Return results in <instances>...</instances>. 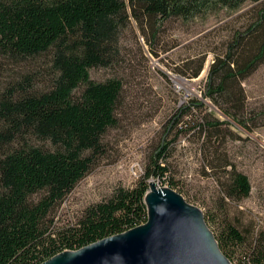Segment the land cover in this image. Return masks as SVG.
<instances>
[{
	"label": "trees",
	"instance_id": "16d2710c",
	"mask_svg": "<svg viewBox=\"0 0 264 264\" xmlns=\"http://www.w3.org/2000/svg\"><path fill=\"white\" fill-rule=\"evenodd\" d=\"M248 3L257 6L255 19L211 60L205 98L251 131L243 82L264 64V0H0V68L48 57L47 66L41 64L0 88V264H42L145 224L151 179L182 195L163 165L170 146L163 143L133 188H117L110 198L86 208L72 226L55 230L50 220L90 172L103 151L104 136L118 124L123 80L97 82L91 71L120 63L121 38L131 19L157 55L158 35L167 23L190 25L222 10L239 12ZM202 62H194V77H199ZM202 106L191 100L182 117ZM195 118L194 129L208 141L230 124L213 112ZM227 166L223 202L249 198V177L232 163ZM204 215L234 264L230 248L246 247L247 236L232 222L216 220L214 213ZM238 264H264L263 235Z\"/></svg>",
	"mask_w": 264,
	"mask_h": 264
},
{
	"label": "rangeland",
	"instance_id": "374dc122",
	"mask_svg": "<svg viewBox=\"0 0 264 264\" xmlns=\"http://www.w3.org/2000/svg\"><path fill=\"white\" fill-rule=\"evenodd\" d=\"M256 7L248 3L239 12L222 10L190 25L167 23L158 35V57L131 19L121 38L120 63L111 69L91 71L97 82L114 77L123 80L118 124L104 136L103 151L90 172L53 211V229L74 225L86 208L110 198L117 188H133L160 145L170 143L169 158L163 161L170 170L169 180L177 184L190 204L204 213H214L216 220L232 222L247 236L246 247L230 248L234 264L258 236H264V64L243 82L251 131L225 117L205 98L211 60L224 52L225 43L235 32L243 31L255 19ZM200 59L202 71L194 77ZM41 64L47 66V56L0 68V88ZM193 99L201 101L203 108H193L183 118L182 109ZM209 112L230 123L221 126V135L211 141L194 129L195 115ZM228 163L250 179L252 192L243 201L225 198L223 202L222 188L231 169L225 167ZM151 180L158 187L169 188L164 181Z\"/></svg>",
	"mask_w": 264,
	"mask_h": 264
},
{
	"label": "water",
	"instance_id": "95a60500",
	"mask_svg": "<svg viewBox=\"0 0 264 264\" xmlns=\"http://www.w3.org/2000/svg\"><path fill=\"white\" fill-rule=\"evenodd\" d=\"M149 187L145 224L42 264H232L200 208L154 180Z\"/></svg>",
	"mask_w": 264,
	"mask_h": 264
},
{
	"label": "bare ground",
	"instance_id": "6f19581e",
	"mask_svg": "<svg viewBox=\"0 0 264 264\" xmlns=\"http://www.w3.org/2000/svg\"><path fill=\"white\" fill-rule=\"evenodd\" d=\"M173 79L175 80V81H177L178 79H176V77H173Z\"/></svg>",
	"mask_w": 264,
	"mask_h": 264
}]
</instances>
